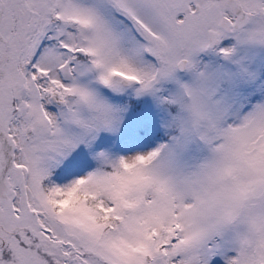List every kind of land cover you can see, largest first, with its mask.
Listing matches in <instances>:
<instances>
[{
	"label": "snow or ice",
	"instance_id": "obj_1",
	"mask_svg": "<svg viewBox=\"0 0 264 264\" xmlns=\"http://www.w3.org/2000/svg\"><path fill=\"white\" fill-rule=\"evenodd\" d=\"M0 264H264V0H0Z\"/></svg>",
	"mask_w": 264,
	"mask_h": 264
}]
</instances>
